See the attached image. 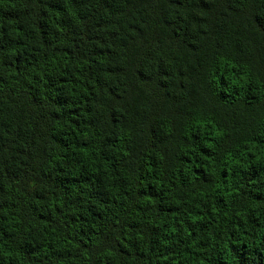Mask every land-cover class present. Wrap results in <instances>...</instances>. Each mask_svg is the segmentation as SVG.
<instances>
[{"label": "clouds", "instance_id": "obj_1", "mask_svg": "<svg viewBox=\"0 0 264 264\" xmlns=\"http://www.w3.org/2000/svg\"><path fill=\"white\" fill-rule=\"evenodd\" d=\"M0 9L30 10L0 22V34L11 39L0 40V120L7 125L0 127V264H224L242 233L243 245L264 246V115L236 128L216 104L235 108L249 96L264 104V73L213 51L200 66L201 100L159 135L149 102L157 89L175 99L187 87L180 77L191 58L181 44L195 51L188 39L210 37L214 21L264 33V0H141L138 16L121 23L144 19L154 42L135 59L103 63L68 41L50 43L43 22L37 31L36 0H0ZM207 47L216 48L210 38ZM228 60L240 65L235 77ZM113 64L118 74L104 75ZM133 88L140 93L135 130L126 102ZM18 129L25 138L39 131L42 154L18 141ZM165 139L157 161L153 146ZM257 260L264 264V255Z\"/></svg>", "mask_w": 264, "mask_h": 264}, {"label": "trees", "instance_id": "obj_2", "mask_svg": "<svg viewBox=\"0 0 264 264\" xmlns=\"http://www.w3.org/2000/svg\"><path fill=\"white\" fill-rule=\"evenodd\" d=\"M28 4H32L33 0H26ZM141 0H36V3L41 8V14L38 23L33 25L37 31L40 30V22L47 25V39L50 43L57 40L68 41L73 48L80 50L81 53H88L94 63H103L104 58L111 57L114 61L131 57L135 59L141 48H146L154 42L153 34L149 32L147 23L144 19L136 18L128 20L122 26L121 21L126 17L138 16L137 8ZM250 3L255 5L258 0H250ZM236 5H234L235 7ZM29 9L16 11L15 9H0V22L7 21L9 23L16 21L24 15L29 14ZM204 23V21H200ZM214 26L210 30V37L204 34H197L196 39H188L187 43L198 44V48L193 51L187 47V44H181V48L185 54L191 58L190 70L183 77L187 87L178 89L176 98L166 97L162 95L163 89H157L156 92L149 98V102L154 109L153 122L150 127H156L159 130L167 126L168 120L174 119L179 121L190 104H196L201 100V65L215 52L229 51L242 60L251 61L258 72L264 73V33L260 32L259 28H254L251 34L238 32L234 26L223 20L213 22ZM205 31H209L208 24L205 23ZM183 24L176 27L177 36L182 37ZM21 26H17L16 31H20ZM44 34L41 35V40H44ZM211 40L215 49L207 47L208 40ZM0 40L5 45H11V39L0 34ZM176 43V38H173ZM251 45V49H249ZM191 46V45H190ZM195 48V46H192ZM63 55L69 56L70 50L60 49ZM228 75L235 77V70H239L240 65L232 60H228ZM118 65L113 64L111 71L104 69V75H117ZM244 73L241 71L240 79H244ZM258 83V82H257ZM161 87L165 85L160 83ZM252 92H256L254 86ZM116 96H123V90L118 86L116 88ZM190 97V100H185V97ZM140 93L133 88V91L126 97V102L129 109V127L134 130L140 123V116L137 114V105L139 104ZM226 93H221L220 98L225 99ZM254 97L247 101H240L233 108L229 105L228 100L216 101L221 119L226 123L231 124L236 128L247 127L249 123L264 115V104H261ZM239 97H235L232 103H235ZM119 126V125H117ZM0 127L7 125L0 120ZM17 139L24 143L25 147L31 144L38 149L42 154L43 148L39 144V131L34 137L25 138L22 130H17ZM145 135L150 136V133L145 130ZM168 144L167 139L162 140L158 146L154 145L156 151V160L161 159V149L166 150ZM20 155H23L21 152ZM94 219H100L94 217ZM95 225H93V229ZM244 234L242 233L239 240H234L233 244L237 245L236 250L229 248L228 255L224 259V264H258L257 255H264V246H260L257 241V246L243 245ZM36 251L35 248L32 249ZM54 255L59 256V252ZM6 264V262H5Z\"/></svg>", "mask_w": 264, "mask_h": 264}]
</instances>
